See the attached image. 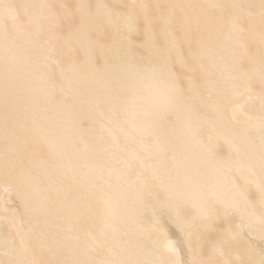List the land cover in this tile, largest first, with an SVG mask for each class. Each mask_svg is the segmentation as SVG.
Returning <instances> with one entry per match:
<instances>
[{"label": "bare ground", "instance_id": "obj_1", "mask_svg": "<svg viewBox=\"0 0 264 264\" xmlns=\"http://www.w3.org/2000/svg\"><path fill=\"white\" fill-rule=\"evenodd\" d=\"M4 1L0 0L1 33L5 32L6 21L4 22L3 19L6 17L9 21L12 20V27L18 25V22L22 24L16 19V7L12 6V3L3 6ZM86 1L77 0L81 12L80 22H78L80 26L72 32L70 31L71 33L67 37L54 40V43L57 41L59 43L66 42L71 51L80 49L83 54L81 60L69 59L71 63L67 69L58 70L61 77L58 84L53 83L51 75L44 68L41 69L42 66L48 65L51 59L53 60L50 54L42 55L39 62L29 63L28 58L17 57V54L12 53L17 46L16 43L9 45V40L6 39L7 25L5 34L0 33V37H2L0 38V58L2 56L1 59L4 61L6 55L8 56L10 53L5 60L8 64H4V66L7 69L11 68V64L12 67H18L21 58L24 63L18 68H22L19 70L23 74L20 71H17V74L11 72L13 76L16 74L14 79H19H16L17 83H15L19 89L22 86L21 89L26 92V96L32 94L35 103L39 100L42 101L40 109L36 110L30 119L27 116V120L23 118V120H30L32 124L36 125L32 129V133L25 135L27 138L19 139V147H16V143L11 144V141H6L2 146L11 149L16 147L15 149L18 148L15 150L16 152L20 150L19 148L26 147V144L32 146L33 142H37L33 139L39 137L41 138L39 139L41 146H45V149L51 154L46 159L43 157L35 159L36 167L32 170L33 172L31 170L24 171L17 185L20 188L19 193L16 192L17 195L10 196L11 199L9 200V197L7 202H0V207L7 210L12 205L15 208L21 202L19 200L22 193H29L28 195L31 196L29 200L33 207L30 204L31 206L28 205V208H32L34 213L43 214L42 212L54 210V214H59L58 216L51 215L52 219L58 220L59 218V224L57 221L49 219L56 222V231L52 229V231L54 230L53 234H49L51 230L48 229L46 232V228L43 232L47 234L42 233L44 235L41 241L44 243L42 244L43 248L54 249L57 252L54 253L52 250V257L49 255L51 258L55 256L54 254L58 255L59 252L63 251L62 254L59 253V256L54 257L56 261L59 257L63 264L66 263L65 260L71 261V264H197L198 260L194 256L191 239L200 238L198 235L200 233L196 230L199 226L205 225L204 229L206 230L211 227H208L211 222L207 224L205 222L213 218L211 215L213 214V207L219 203L217 205H221L220 208H224L225 213L226 210L233 209L230 211H236L237 209L238 212L235 213H239V216L233 223L234 226L232 224L228 228L226 226L225 234L214 243L211 257H221V264H232L234 260L242 261L251 257L264 258V89L260 91L250 85L254 78L251 75L254 74L253 72H256L255 78L257 72V77L264 78V68L259 67L264 66V61H262V65H259L260 60L259 66L255 64L250 69H244L240 68L242 65L239 67L240 63L237 64L235 57L230 55V52L235 50L248 54L245 37L242 38L244 41L241 40L239 36L242 34L240 35L241 32L238 33L239 29L237 30L239 24L237 26L236 24L241 17L238 14L249 10L252 12L264 10V5L257 8L251 5L241 6L235 9L234 15L225 22L221 17L217 20L215 16L213 17L214 21L210 20L213 14L209 17V15L206 16L207 13L204 14L206 17L203 15L200 18L195 16L193 18L194 13L190 11L191 8L195 7L191 5L193 0H177L176 3L181 8H186L184 12L187 20L186 28L191 26L198 28L201 23H207L205 24L206 29H204L207 31L203 30L206 33L202 32V35L200 32V35H197L195 50L189 51L193 60L189 64L185 62L180 44L182 42L192 44L191 38L184 30L185 26L181 27L184 30L182 36L175 34L174 30L172 31V26L176 25L175 20L173 21L175 19L174 12L169 11L166 14H161V44L155 42V31L149 27V17L144 16L147 30L145 45L143 46L147 56H145L146 54L145 57L138 55L139 58L138 56L136 58L127 46L132 41H130L131 38L129 39L131 36L128 35L127 37V32H125L126 35L121 33L122 29H130L133 13H135L133 10L135 11V9L114 13L104 0H96L92 11V8L89 9L88 5L86 6L88 3ZM211 1L213 0H206L205 2L210 3V6ZM29 3L32 4L31 1ZM35 3L34 7H36L32 14L28 10L30 4H27V1L22 7V11L30 19L40 20L49 11H46L44 6L46 5L45 0H37ZM145 5H147L145 0H140L138 3L139 7ZM212 5L217 6L218 0ZM219 5L221 6V3ZM225 8L222 9L225 10ZM54 13L53 15H55ZM189 13L192 14V17ZM51 17L53 18V16ZM236 17L238 19L235 23ZM102 22L103 24L106 23V26L108 24V28L112 29L111 39H108L110 40L109 43L95 41L91 34L92 31L90 32L91 28L98 30ZM41 25L34 24L35 32L42 30L41 28L43 30L48 28L41 27ZM253 27L255 28V26ZM103 30L102 28L101 31L103 32ZM27 34L29 35V33ZM255 34L264 43V34ZM22 36L24 37V35ZM52 41L46 39L43 44L38 43L39 46L35 41L29 43L30 46L33 43L32 49L35 47L43 48L45 45L55 48L58 42L54 44ZM218 49L222 50V55L215 52ZM8 51V54L2 55L3 52ZM29 53L25 56H28ZM98 55L103 58L101 70L95 62ZM24 59L28 62L26 63ZM173 59L189 71H193L196 67L202 69L199 81H188L187 89L188 92H191L188 97H197L195 99L202 100L200 104L206 102L204 108L208 107L212 111V117L203 115L206 119L203 117L202 120H198L202 115L199 114L200 117L196 114L199 117H195L196 115L192 111V119L198 118L196 120L194 118V122L191 120L190 113L185 112L188 106L186 107L181 102V105L185 107L183 109L180 106V101L176 102L177 99L181 100L176 95L182 90L178 88V85L176 86L177 74L175 75L171 68ZM25 63L26 65L23 67ZM26 68L27 70H25ZM37 68L41 69L40 72ZM0 72L3 71L0 69ZM18 74H20L19 77H17ZM13 76L11 77L13 78ZM5 78L8 80L10 76L7 77L6 74L4 80ZM35 78L38 85L35 84L31 87ZM24 81L29 86L24 84ZM200 85L202 90H197ZM72 88H78L79 91L83 90V92L84 90L88 91L85 92L84 96L80 94L81 97L73 95L71 97L72 102L69 103L80 105L89 111V117L91 116V120L93 118V122L96 124V126L93 124L95 127L93 125L91 127H94L93 130L100 131V134L98 133L100 136L97 133L95 135L93 130L91 132L99 137L98 142L97 138L92 139L86 132H81L79 129L74 132L76 127L81 129L86 124V116L71 118L68 116V107L70 106L68 102L61 104L48 102L52 91L58 90L68 94L67 90ZM25 89H28V92ZM18 92H21L22 96L25 93L21 90ZM212 93H216V95L211 99L206 98ZM225 94H231L229 95L230 98L227 97L225 102H221L223 97L226 98ZM203 95H207L205 99L201 98ZM29 98V102L32 105L35 104L31 97ZM207 99L210 100L209 103L204 101ZM203 101L204 103H202ZM31 104L29 103V105ZM177 104H179L180 110L184 111V114L182 121L173 123L170 118H175L177 111H180ZM33 107L35 106L33 105ZM85 109L84 111H86ZM209 110L207 109L206 112ZM18 121H13L15 126L22 124L21 121ZM202 121L203 125H205V121L208 122L206 123L207 126L210 124L209 130L204 131L207 132L204 137L198 136L199 133L196 134L198 128L203 127L201 126ZM184 127H187V131ZM180 128L185 130L181 131ZM237 128L239 129L236 130ZM233 131H238L242 138L237 148L223 138V135L230 136V132L233 133ZM78 134L79 136H77ZM102 134H106V136H102ZM181 135L186 137H181L186 139L185 141L177 142L171 139V136ZM218 135L221 136L220 138L224 143H227L226 145L229 144L225 159H219V156L215 154L216 151L213 150V146L217 145V142L219 144ZM89 138H91V142ZM31 139L33 142L30 143ZM83 143H87L85 147L81 146ZM191 147H196L194 149L197 150H193ZM11 151L13 152V149ZM168 151L171 153L167 154ZM218 161L222 162L214 172L215 169H211L210 162L218 164ZM8 162H14L13 158L12 160H4L3 163ZM215 164L213 165L215 166ZM232 173L235 175L238 173L240 176L233 177ZM238 177L241 178L240 181ZM39 179L44 181L41 186ZM8 185L2 184L0 189L4 191L9 188ZM248 185H253L257 190L256 207L248 201L250 200V197L248 198L249 193H246ZM249 187L251 188V186ZM13 190L11 188L10 191ZM34 190L37 191L32 194ZM10 191L8 190L6 194L10 195ZM157 192H162L164 199L156 197L155 193ZM182 203L189 204L188 206L193 209L191 212L194 211L192 214L190 213V216L188 215V218L177 215V208ZM44 214L46 215V213ZM209 216H212L210 220L208 219ZM42 220L45 227H48L50 223L55 224L50 222L48 217ZM23 221L25 222L22 218V211L21 213L18 211L15 215V221L7 223L9 227H15L17 233L15 237L2 239L0 254H10L12 264H47V261L44 263L39 261L40 258L43 261L42 257H39L38 261L36 258L34 259L36 251L37 255L39 254L36 245L30 240L31 237L34 238L30 232L32 228L30 225H24ZM36 221L38 222L35 220V223H37ZM256 225L257 227L262 225L263 231L261 229L256 233L258 231ZM51 226L55 228L54 225ZM254 226L256 227L255 233L252 232ZM151 231L156 234L153 235ZM29 232L30 237L28 236ZM123 233L127 235H124V238L127 237V239L122 241L120 235ZM238 235L244 241L249 240V251H247L248 254L239 253L231 257L228 252L229 248L232 249V247L228 244L232 241L231 239L236 238V236L238 238ZM3 236L4 232L0 228V238ZM233 242L230 244L232 245ZM43 248L41 249L43 250ZM61 249L62 251H60ZM43 256L47 257V254L45 253ZM2 260L0 259V263L3 262ZM254 264L262 263L260 259H257Z\"/></svg>", "mask_w": 264, "mask_h": 264}, {"label": "rangeland", "instance_id": "obj_2", "mask_svg": "<svg viewBox=\"0 0 264 264\" xmlns=\"http://www.w3.org/2000/svg\"><path fill=\"white\" fill-rule=\"evenodd\" d=\"M26 1H27V4H30L29 3L30 1L33 4V5L30 4V6H28V10L32 14V11L34 12V8L36 7V6L34 7V5L36 4L35 2H37V0H30V1L29 0H9V1L8 0H5L2 3L3 6L4 5H9L10 3H12L11 5L14 6V7H16V9H17L16 12H15V14L17 16L16 19L19 20L22 23V24H20L18 22L17 23L18 25H15V27H12V25H11L12 20L10 19V21H11L10 22L7 17L6 18L4 17L5 19H3V20H4V22L6 21L5 22L6 23L5 24V32L7 31L6 30V25L8 27L7 28L8 29V32L6 33L7 34L6 35V37H7L6 39L9 40V42H8L9 45H10V43H13V44L16 43L15 45L17 46V48L14 49L12 53L17 54V57L19 56L21 58H24V57H26V59L28 58V60L30 61L29 63H31V62L34 63L36 61L39 62V60L42 58V55L44 56V54L45 55H49L50 54V56L53 58V60L51 59L49 61L48 65H45L44 67L42 66L41 69L44 68L49 73V75H51V80L53 81V83L54 84H58L61 81L60 80L61 77L59 76L58 70L59 69L62 70L64 68L67 69L68 65L71 63L70 60H69L71 58H73L75 60H81V58L83 57L82 56L83 55L82 54V51L80 49L75 50V51H71L68 48V44L66 42H64V43L63 42L59 43V41H57L58 43L55 42V43H57V45L55 46V48H52V47L50 48V46H48V45L46 46L44 44L45 47H43V48L42 47H40V48H38V47L36 48L35 47V49H32L34 46H32L33 43L30 46V43H31V41H33V42L35 41V42H37V45H38V43H42L43 44V41H45L46 39H48V40L50 39V41L53 40L52 42L54 43V40L56 41V39H58V38H59L58 40H60L63 37H67L69 35V33H71L73 30L77 29L80 26L78 22H80L79 18H80V13H81L80 10H79V7L77 5V0H49L48 2H47V0H45V4L46 5H44V6L47 9L46 11L51 12L52 15L49 12L46 13V11H44L45 9L43 8L44 9L43 11H44V13L47 14L46 15L47 17L45 16L46 17L45 18V17H43L44 16L43 15L42 16V19H40V20L30 19L28 15H25L23 13L22 7L25 5V2ZM104 1L106 2V4L108 3L109 8H111L114 11V13H122V12L131 11V10L135 9V11L133 10V12H135V13H133V22H132V25H131L130 29L129 30L128 29H122L121 30V33H123L125 35H126L125 32L128 33L127 34V37H128V35L131 36V37H129V39L131 38L130 41L131 40L132 41L129 43V45H127L129 47V48L128 47L127 48L132 51L134 57H136L138 55L139 56L140 55L141 56H144L145 54H146L145 56H147V52H146V50H144L145 48L143 46V45H145V33H146V30H147V26H146L147 23H146V20H145V17L144 16H148L149 17V27H151L155 31V42L157 44H161L162 43V41H160V40H162V37H161V35H162L161 34L162 33L161 32L162 15L161 14L162 13L163 14H166L169 11L174 12L175 13V17H174L175 19H173V21L175 20L174 23L176 25L175 26L174 25L172 26V31L174 30V33L177 34V35H179V36H182L184 34V30L187 31V32L186 31L185 32L187 33V35L190 36L192 44L189 43V44H191V45H189L186 42H182L180 44V47H181L180 49L184 53L185 62L186 63H189V64L192 63L191 61H193V60H192V57L189 55V51L190 50H195V47H196L195 46V44H196L195 43V39H197V37L200 35L199 33L201 32L202 35H203V33L204 34L206 33L204 31H207V30H204V29H206L205 28V24H207V23H205V24L204 23H201L203 27L200 26L201 25L200 24L198 26V28H197V26H194V27L193 26H191V27L188 26L189 28H186L185 24H187V20H186V18L184 16V12H185L186 8H181L176 3V2H178L177 0H145V2H146L147 5H145L144 7H139L138 6V3L140 2V0H138V1L137 0L136 1L135 0H104ZM205 1L206 0H193L191 2V5H194L195 6V7L191 8V10H190V11H192L194 13L193 18H194V16L200 18L204 14L206 15V13H207L206 16L209 15V17L212 16V14H213L212 19L210 18V20H212V21H214L213 20L214 19L213 17L215 16V18L217 20H218V18L221 17L222 20H224L226 22V21H228V19L230 17H232V15H234L235 9H237V8H239L241 6H247V5L250 6L251 5L252 7H256L257 8V7H261L262 5H264L263 4L264 3V0H218V5L217 6H215L216 3H215L214 6L212 5V3L216 2L217 0L211 1L212 2L211 3L212 6L211 5L209 6L210 3L208 4V2L206 3ZM86 3H87L86 6L88 5L87 7H89V9L92 8L91 10L93 11V8H94V6L96 4V0H87ZM220 3H221V6L219 5ZM190 7H192V6H190ZM221 7L222 8H225L226 7V8H225V10H223ZM194 8H195V10H192ZM219 10L220 11L222 10V11L220 12ZM260 11H257V12H252L250 10L249 11H245L242 14H238V16H241V17H239V19L237 17L235 19L236 20L235 23L237 22V19H238V22L236 24V26L239 24V26H237V30L239 29L238 30V33L241 32L240 35L241 34L243 35V37L241 35V36H239V38L241 40H243L242 38L245 37L244 40H245V44L247 46L246 47V50L248 51V54L247 55H246V53L243 54V53H240L237 50H235L234 52L233 51L230 52L231 57H235L237 64L240 63L239 64V67L242 65V67H240V68L250 69L255 64L258 65V62L260 60L261 61L259 62V65H262L261 63H263L262 61H264V43H263V41H261L259 38H257L255 36L256 35L255 33H258V34H261V35L264 34V10H260ZM53 13L55 15H53ZM192 14H190L191 17H192ZM50 15L53 16V18ZM135 16H136V18H135ZM50 17H51V19H50ZM212 21H210V22H212ZM254 23H255V25H254ZM34 24H36L37 26L42 24V25H45V26H42L41 25V27H48V28H46L44 30H43V28H41L42 30H40V31L38 30V31L35 32L36 29L34 27ZM102 24H103V22L99 26L100 28L98 30L95 29V28H91L92 30L90 29V32L92 31L91 34H92V37H93V39L95 41H98L99 40V42H102V43H109L110 40H108V39H111V35H112L111 34L112 33L111 31H112V29L110 27L108 28V24H107V26H106V23H104L103 25ZM182 26H185V29L184 30H183V28H181ZM253 26H255V28ZM102 28L104 29L103 32L101 31ZM200 28L202 29V31H200L201 30ZM95 30H96V32H95ZM124 30H126V31H124ZM5 32L4 33H1L0 32V33L1 34H5ZM33 32H35V33H33ZM27 33H29V35ZM26 34L28 36V37L26 36L27 38L25 37ZM22 35H24V37ZM31 37H32V39H31ZM52 37H53V39H52ZM0 38H2V37H0ZM2 41H7V40H2ZM24 41H26V42H24ZM18 43H19V45H18ZM5 44H7V42ZM21 44H22V46H21ZM27 47H28V49H27ZM215 52L218 55H222V50L221 49H218ZM8 53H9V51L8 52H5V53L3 52L2 55L5 56ZM28 53H29V55L28 56L27 55L25 56V54H28ZM240 54L243 55L241 58H239V56H241ZM9 55H10V53L8 54V56L6 55V59L9 57ZM139 56H138V58H139ZM144 57H142V58H144ZM1 58H2V56H1ZM1 58H0V60L3 61ZM21 58L19 59V61L21 60L20 61L21 62V65H20V62H19V66H22V64L24 63V62H22L23 60ZM26 59H24V60L27 63L28 61ZM5 60L3 61L4 63L3 62L0 63L1 64L0 65V69L3 71V72H0V73H3V74H0V89H2V90H0V132H2V134H0V144H1L0 145V163L2 162L0 164V188H1L2 184L3 185L4 184H7L8 185L10 182L11 183H10V186L8 185L9 188L5 189L4 191H2V189H0V193H2L0 195V197H1L0 202L1 203H2V201H6L10 196L13 197V195L14 196L17 195L16 192L18 193V190L20 189L17 185H18L21 177L23 176L24 171H26V170H28V171L31 170L32 171V170L35 169V167H36V161H35V159L36 158H38V157H41L42 158L43 157L44 159H46V157L48 158L49 155H51L48 152V150L45 149L46 148L45 146H43V145L41 146V141H39V139H41V138H39V137H36L35 139H33L34 141H37L36 143L33 142V140L31 139L32 141H30V143L33 142L32 146H31V144H29L28 146L26 144V147L23 146L22 149L19 148L20 150H18V151L15 152V150L18 149V148L17 149H15V148L20 146L19 139L22 140V138L25 137V135L29 134L30 132L32 133L33 127L36 126V125H34V123L32 124V122L30 120L25 121V120H27L26 119V116L30 119V117L36 112V110L40 109L39 107L41 106V102L42 101L39 100V102L37 101L35 103V101H33L32 94H28L27 93L29 96L28 95L26 96V92L23 89H21L22 86L20 84H18V85L21 86V88L19 89V87L16 85V83H17L16 82V79L17 80H19V79L18 78H15L14 79V77L16 76L17 71H20L21 72V70H19L21 67L20 68H18L19 66L18 67H12L13 65L11 64V68L9 67L7 69L6 66H4V64H6ZM95 62H96V65L98 66V68H100V70H101V67L103 66V58L100 55H98L97 58L95 59ZM26 63L23 65V67L26 65ZM3 66L5 67V69L7 71L4 69ZM15 66H16V64H15ZM259 67L261 69L264 68V66H259ZM171 68H172L173 73L175 75L177 74V77H176V86L178 85L179 86L178 88L180 90H182V92L181 91L179 92L180 95L179 94L176 95V97L180 98L181 100H178L177 99L176 102L177 101L178 102L180 101V106H182L181 105V102L183 103V105H186V107L188 106L187 109L188 108L189 109L188 110L185 109V112L187 111L188 114L190 113L191 120L193 121L195 117H199V116L201 117V115H202V117L200 119L195 118V120L196 119L202 120L204 116H210V117H212L211 116V115H213L212 114V111L209 110L208 107H206L209 110V111L206 112L207 109L204 108L206 102H205V104H200L202 100L195 99L197 97H195V98H193V97L192 98H189L188 97V95L191 94V92H188V89H187V87H188V81H191V82L192 81H195V80L199 81L201 79V76L200 75H201L202 69L200 67H196L193 71H189L188 69H186L182 64H180L175 59H173L171 61ZM37 69H38V71L41 70L40 68H37ZM25 70H27V68ZM11 72L12 73L15 72L16 74L13 76L11 74ZM253 73L255 74L256 72H253ZM259 73H260V70H259ZM6 74H7V77L10 76V78L8 80H6V78H5V80H6L5 81L4 80V77H6ZM254 74H251L252 75V78H253V76H254V78L252 79V82L250 83V85L253 88H255V89H258L260 91H263V89H264V86H263L264 85V82H262V81H264V78L261 79L260 76L257 77L258 72L256 74V78H255V75ZM19 75L20 74H18L17 77H19ZM11 76H13V78ZM27 80H26V82H27ZM73 80H74V78H73ZM26 82L24 81V84H26ZM31 83H32V81H31ZM74 83H75V81H74ZM35 84L38 85L36 78L34 79L33 84L31 85V87L34 86ZM26 85L29 86V84H26ZM78 88H76V89L75 88H72V89L67 90V93L68 94H66V93L64 94L61 91L59 92L58 90H54V91H52L53 93L51 94V96L49 98L51 99V101L53 103H56V104H59V103L61 104V103L68 102V104L70 105L68 107V109H69L68 111L71 114H73V115H78V116H81V117L82 116H86V119H87L86 120V124L83 127H81V129H80V127H76V129L74 130V132L79 129V131H81V132H84V133L86 132V134H88L89 137L91 136L92 139H94V138L96 139L97 138L96 140L98 142L99 137H97L95 135H96V133L97 134L98 133L100 134V131L99 130H93V128L96 126V124L93 122V118L91 120V116L89 117V114H90L89 111L87 109L83 108L80 105H75L74 103L73 104L72 103H69V102H72L71 101V97L73 95L74 96H80L81 97V95L84 96L85 92H88L87 90L86 91L84 90V92H83V90L82 91H79ZM20 90L23 91V92H25L23 94V96L21 95L22 94L21 92H18ZM197 90H202L201 85L197 87ZM193 91H195V90H193ZM29 93H30V89H29ZM227 94H225L226 95V99H228L227 97L230 98L229 95H231V94H229V95H227ZM214 95H216V93H212L211 96L210 95H208V96L207 95H203V96H201V98L202 99H205V97L207 96L206 98L211 99V97H213ZM29 97H31V100L33 101V103H35V104H33L35 107H33V105L31 104V102H29V100H30ZM223 98H225V97H223ZM208 99L207 100H204V101H208V103H209L210 100H208ZM204 101L202 103H204ZM29 103L31 105H29ZM208 103H207V106H208ZM178 105L179 104H177V107L179 108L178 110H180V107ZM13 106H16V107H13ZM25 106L28 107V108L26 109ZM182 107H183V109L185 108L184 106H182ZM84 109L86 111H84ZM181 111H183V110H181ZM192 111H193L194 115H196V114L197 115L201 114V115H199V116L196 115L192 119V115H193V114H191ZM208 113H210V114L208 115ZM227 117H228V115H227ZM23 118L25 120H23ZM223 118H225V117H223ZM17 120H19V121L22 122V124L20 126L19 125L15 126V124H14L15 122H13V121H17ZM90 120H91V122H90ZM195 120H194V122H195ZM206 123H208V122L205 121L204 122L205 125H203V121H202V125L201 126H203V127H199V128L197 127L198 128V131H196V134L199 133V134H197L198 136H201V137L203 136L204 137L205 135H207L206 134L207 132H204V131H208L209 130L210 124H208V126H207ZM88 124H89L90 127L93 124H95V126L93 125L94 126L93 128L92 127L90 128L88 126L89 127L88 128L87 127ZM7 126H8V128H7ZM85 126L87 127V129H88L89 132L87 131V129H86ZM205 126H207V127H205ZM238 129L239 128H237L236 130H238ZM92 130H93V133L95 132V135H93L91 133ZM89 133H91V134H89ZM103 135L106 136V134H102V136ZM181 137H184V136L183 135H181V136H175V137L171 136V139H173L174 141H177V142H182L180 140H183V141L186 140V139L185 140L182 139ZM220 137L221 136H219V138ZM25 138H27V136ZM91 138H89V140ZM184 138H186V137H184ZM6 141H8V142L11 141V144H14V143L17 144V146L15 145L16 146L15 148H12L13 149V152L11 151L12 149L10 147H7L6 148V147L2 146L3 143H5ZM218 141H219V144L217 142V145L213 146V148H214L213 150H214V152L216 151L215 154H217V156H219V159L220 158L225 159V157L228 154V145L229 144L226 145L227 143H224V141L221 138L218 139ZM39 142H40V144H39ZM90 142H91V140H90ZM18 143H19V146H18ZM34 143L37 145V147H36V145ZM40 146L41 147H44V148H41ZM191 148H190V150H192V149L193 150H197V149H194L196 147H194L192 149ZM190 150H188V151H190ZM169 152L170 151H168L167 154H169ZM12 158H13L14 162L9 163L10 162V160H9V162H8L9 164L8 163H3L4 160H7V159H11L12 160ZM218 163H220V162H218ZM234 173H232L233 177H236V175L240 176L238 173H236V175ZM240 179L241 178L238 177V180L239 181H240ZM42 180L39 179V181H41V182H39V184L41 183L40 186L44 184V181H42ZM249 186H251V188ZM252 186L253 185H248V188L246 189V193L247 192L249 193V195L248 194L247 195H248V198L250 197L249 198L250 200H248V201H250V204H253L255 206L256 205V202H257L258 193H257L256 188L254 186L253 187ZM11 188H12V190L13 189H15V190H13L11 192L10 191ZM8 190L10 191V193L12 195L11 194L10 195L6 194V192ZM42 193H45V191H42ZM155 196L158 197V198H160V199H164V196H163V193L162 192L155 193ZM11 197L9 198V200L11 199ZM15 204H14V206H15ZM184 204H186V205H184ZM217 204H219V203H216L215 204V207H213L214 210H212L213 211V214H211V215L213 216V218H212V216L211 217L209 216L210 218L208 217L209 220L212 218L211 219L212 221L210 220V221L205 222L206 224L208 222L209 223L211 222V224L208 225V227H210V226L211 227L209 229L207 228V230H206V229H204V226L205 225L204 226L202 225L203 227L202 226H199L196 230L198 231V233H200V234L197 233L200 236V238L197 239L196 237H194V238L191 239L192 240L191 241L192 242V247L194 249V251H193L194 252V256L198 260L197 264H221L222 263V261H221L222 258L221 257L220 258H219V256L218 257H211L212 247H213L214 243L216 241H218L219 239H221L222 236L225 234V232H226V226H227V228L230 227V225L231 224L233 225V223L236 222V220L238 219V216H239L238 214L239 213H235L236 211L238 212L237 209H236V211L235 210L234 211H230V210H233V209H229V210H226V213H225L224 212L225 209L224 208H220L221 205H217ZM28 205L30 207L32 204L31 205L28 204ZM28 205H26L25 203H21V204H17L16 205L17 207H15V208L12 207V205H11V207H9V209H7V210H4V208L2 209V207H0V228H2V230L4 232V236L0 238V242L3 241L2 239L4 237H15L16 236V233H17L16 230L17 229L15 227H9L7 223H10L11 221H15V215L18 213L19 209L21 208L22 209V217H23V220H25V222L23 221V224L24 225L26 224V226L27 225L28 226L29 225L31 226L32 230L30 229L31 230L30 232H31V234H33L32 236L34 238L31 237L30 240H32L33 241V244L36 245V248H37L36 250H38V254L40 255V256L37 255V251H36V253H35L36 255L34 254L35 255L34 256V259L36 258L37 261H38L39 257H42L43 258V261H42L41 258L39 259V261L41 260L42 263H44V262L47 261L48 262L47 264H54V262H53L54 259H55L54 257H56L57 254H54L55 256H53V258H54L53 259V258H51L52 257L51 252H52V250H53L54 253H57V252L54 249L50 250V248H46V249L43 248L42 244H44V243L41 240H43L42 236L44 234L45 235L47 234L46 232H47L48 229H49V231L51 230L50 231L51 233H49V234H53L52 232H54V230L52 231V229H55V231H56L57 224H59V222H58L59 218H58V220H56V218L55 219L54 218L53 219L51 218V215L55 213L54 210H52V211L50 210L51 212H48V211L42 212L43 214L46 213V215L45 214L43 215L40 212L39 213L38 212L37 213H34L33 210H32V208L31 209L28 208ZM188 205H187V203H182L181 206L179 205V207L177 208V215H180V217H182V218H183V216H184V218H188L194 212V211L191 212L193 209L190 206H188ZM31 207H33V205ZM216 207H218V208H216ZM219 208L221 210L223 209V211H221ZM29 210H30V212H29ZM25 211H27V212L25 213ZM214 211H215V213H214ZM227 211H230L231 213L230 212H227ZM31 212H33L34 214L33 213L31 214ZM25 214H27V215L24 216ZM58 215L59 214H54L53 216H58ZM47 217H48V220L50 219V220H53V221L54 220L57 221V224H56V222H53V221H50L49 220L50 222H53L55 224L50 223L49 226L47 225L48 227H45V224L43 223V220L42 219L47 218ZM33 219L38 220V222L36 221L37 223H35V220H33ZM26 220H29V221L27 222ZM6 221H8V222H6ZM27 223H29V224H27ZM33 224H35V225H33ZM51 225H54L55 228L53 226H51ZM233 226H231V228H233ZM261 226L262 225H259V227H257V225H256L258 231H256V227L255 226H254L255 228L252 227L253 228V231L252 232L255 233V231H256V233H257V232H259V230L261 231V229H262ZM263 228H264V226H263ZM44 230L46 231L45 233L43 232ZM224 230H225V232H224ZM153 231L156 232L155 230H153ZM153 231H151V233ZM262 231H263V229H262ZM30 232H29L28 236L31 235ZM40 232H41V234H38ZM127 232H129V231H127ZM42 233H44V234H42ZM124 233L125 234H128L126 232H124ZM124 233L120 235L122 241H123V239L124 240L127 239V237L124 238V235H125ZM154 234H156V233H154ZM36 236H37V238H35ZM39 236H41V237L39 238ZM125 236H127V235H125ZM240 237L241 236L238 235V238L236 236V238L231 239L232 241H234L233 244H232L233 246L230 244L232 241L228 244V246L230 245L232 247V249H230L229 247H227V248H229V252H228L230 254L229 256L233 257L235 254H239V253H242V254H245L246 253V254H248L247 251H249L248 249L250 247L249 246V243L250 242H249V240H246V239H245L246 241H244L242 239V237L241 238ZM34 239H35V241H34ZM118 239H120V238H118ZM47 241H50V240H47ZM40 245L42 247H39ZM41 248H43V250ZM39 250H41V251H39ZM49 250H50V252H49ZM42 251L44 253L43 255H45V253L47 254V257L46 256L44 257L42 255ZM60 251H62V249ZM62 252H59V253L62 254ZM59 253H58L57 256L60 255ZM1 255H2V257H1ZM3 255L4 254H0V257H1L0 259L2 260V258H3V260H2L3 262L0 263V264H10V263L12 264V260H11L12 258L9 257L10 254L9 255L6 254L4 256ZM49 255L51 257H49ZM57 258H58V260L56 261V259H55V261L57 262V263L55 262V264H60V262H61V264H63V262L59 260V257H57ZM34 259H33V261H34ZM50 259H53V260L51 261ZM257 259H260L261 260V263L264 264V258H257ZM257 259L251 257V258H246V259H244L242 261H236V260H234V261H232V264H254L257 261ZM67 261L65 260L64 262L69 263V264L72 263L71 261H68V262ZM35 262H36V260H35ZM66 263H64V264H66ZM44 264H46V263H44Z\"/></svg>", "mask_w": 264, "mask_h": 264}, {"label": "water", "instance_id": "obj_3", "mask_svg": "<svg viewBox=\"0 0 264 264\" xmlns=\"http://www.w3.org/2000/svg\"><path fill=\"white\" fill-rule=\"evenodd\" d=\"M227 99L226 98H223V99H221V102H225ZM48 102L50 103V104H53V102L51 101V99L49 98V100H48ZM178 113H177V116H175V118L173 117H171L170 119H171V121L173 122V123H178V122H180V121H182V118H183V114H184V112L183 111H177ZM68 116L69 117H71V118H74V117H77L78 115H73V114H71L70 112H68ZM84 125V124H83ZM185 128V127H184ZM183 128H180V130L181 131H184L185 129H186V131H187V127L184 129V130H182ZM229 134V133H228ZM230 136H228V135H223V138L226 140V141H228L232 146H235L236 148H237V146H239L238 144L240 143V141L242 140V138H241V134H239V132L238 131H233V133H231L230 132V134H229ZM77 136H79V134L77 135ZM86 144L87 143H83L81 146H83V147H85L86 146ZM12 146V145H11ZM218 162H222V161H218ZM209 163V162H208ZM213 163V162H212ZM211 162H210V167H211V169H215L214 170V172H216V170H217V168H219V165H220V163H213V164H215V166L212 164ZM213 165V166H212ZM209 167V168H210ZM34 184V183H33ZM34 185H36V184H34ZM37 190H34V191H32V194L34 193L35 194V192H36ZM19 193V192H18ZM29 194V193H28ZM28 194H24V193H22V195H21V197H20V200L19 201H21V202H19L20 204L21 203H25V204H31L30 203V200H29V198L31 197L30 195H28ZM222 197H224V196H222ZM19 211H20V213H21V211H22V209L20 208L19 209ZM23 218V217H22Z\"/></svg>", "mask_w": 264, "mask_h": 264}]
</instances>
